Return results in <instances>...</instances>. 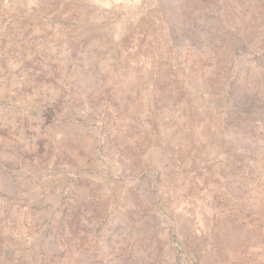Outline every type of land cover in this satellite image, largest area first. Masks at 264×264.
Masks as SVG:
<instances>
[{
    "label": "rangeland",
    "instance_id": "rangeland-1",
    "mask_svg": "<svg viewBox=\"0 0 264 264\" xmlns=\"http://www.w3.org/2000/svg\"><path fill=\"white\" fill-rule=\"evenodd\" d=\"M0 264H264V0H0Z\"/></svg>",
    "mask_w": 264,
    "mask_h": 264
}]
</instances>
